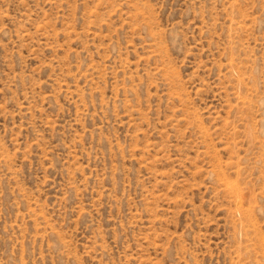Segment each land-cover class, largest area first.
Returning a JSON list of instances; mask_svg holds the SVG:
<instances>
[{
    "label": "rangeland",
    "instance_id": "obj_1",
    "mask_svg": "<svg viewBox=\"0 0 264 264\" xmlns=\"http://www.w3.org/2000/svg\"><path fill=\"white\" fill-rule=\"evenodd\" d=\"M0 264H264V0H0Z\"/></svg>",
    "mask_w": 264,
    "mask_h": 264
}]
</instances>
